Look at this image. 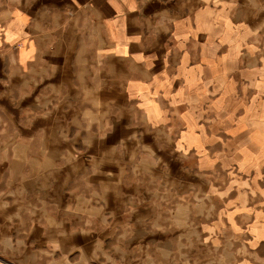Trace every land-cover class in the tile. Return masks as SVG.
<instances>
[{"label": "crops", "instance_id": "0c3cea01", "mask_svg": "<svg viewBox=\"0 0 264 264\" xmlns=\"http://www.w3.org/2000/svg\"><path fill=\"white\" fill-rule=\"evenodd\" d=\"M43 2L49 0H0V128L19 133L35 124L36 136L21 138L37 146L40 125L51 129L57 121L90 143L110 137L109 158L126 152L142 176L163 187L151 200L144 198L147 188L121 193L117 173L110 191L65 197L82 220L141 223L148 217L136 212L146 207L156 213L159 204L219 197L215 214L222 221L216 216L217 225L203 222L200 229L249 247L232 254L237 264H257L255 251L264 248V0ZM120 119L124 126L113 136L109 125ZM117 137L123 138L113 144ZM153 145L172 161L158 176ZM16 154L24 158L26 147L17 145ZM0 169V192L10 193L0 209L15 217L17 201L35 204L41 193L26 195L9 183L8 165ZM121 195L134 202L131 215ZM114 200L124 209L115 215ZM41 207L48 223L71 225L61 204L42 201L38 213ZM13 223L0 231L3 245L24 238L16 236L20 220ZM228 226L235 242L222 232ZM33 227L47 231L34 223L21 230ZM102 229L93 230L96 242ZM27 240L39 249L32 264L56 260L41 258L46 244Z\"/></svg>", "mask_w": 264, "mask_h": 264}, {"label": "clouds", "instance_id": "9594fccd", "mask_svg": "<svg viewBox=\"0 0 264 264\" xmlns=\"http://www.w3.org/2000/svg\"><path fill=\"white\" fill-rule=\"evenodd\" d=\"M58 0H49L43 2V6H52ZM119 99L118 97H115ZM47 115V114H46ZM41 117H37L40 119ZM2 124V121H0ZM113 128L112 135H115V128H123L124 121L120 119ZM44 129L41 134V142L36 145L35 140L25 141L21 138V134L28 137H35L38 128L35 124L30 129H21L20 132L0 128V146H6V150H0V166L8 165L9 183L16 182L21 191L26 195H33L40 192L41 195L36 198V203L20 201L16 202V207L20 209L15 214V217L9 215L0 209V219L5 221L0 224V231L7 228L9 225L15 227L13 223L15 219L20 220V227H17L16 236L24 237L19 241L17 246L10 250L0 251V264H32L34 258L37 257L39 249L35 245H30L27 238L31 236L43 248L47 245V251L42 254V257H52L55 253L60 252L58 260H49L48 264H69L68 257L63 253L71 251L73 248L89 251L91 246L96 242V237L92 234L93 230L100 228H109L107 222L97 224V218L94 215H88L85 219H81L75 204H69L65 197L75 200L77 196H82L85 192H90L93 188H98L100 192L110 191V185L115 179L116 174L120 173L119 189L121 193L125 188L139 191L147 188L145 200H151L153 193L161 191L163 184L154 185L151 177L142 176L136 170V162L127 161V153L122 152L114 158H109L106 153L111 149L112 144L108 141L110 137H104L102 140L97 139L94 142H88L87 138H82L80 132L74 136H70L68 130L59 121L49 129L46 124L40 125ZM102 131V130H101ZM147 133H145L146 135ZM98 138L100 133L95 134ZM123 137H117L112 143H119ZM135 139V138H134ZM148 141L145 140L144 143ZM23 145L26 147L28 155L20 158L16 154V146ZM163 147V146H161ZM156 150V164L154 175H160L161 169L165 164L171 167L172 161L168 159L167 152H161L153 145ZM2 170V169H0ZM101 177V180L96 179ZM73 181L76 186L73 187ZM0 182L2 178H0ZM8 192H0V199L6 198ZM120 200L127 201L129 215L132 214L134 202L129 201L124 195H121ZM42 201H50L53 204H61L64 207L65 215L73 216L71 225H52L48 223L47 214L44 208L41 207L38 213L37 207ZM114 206L109 210L115 215L117 210L123 211L120 202L114 200ZM21 212L27 216V221L21 217ZM153 208L146 207L143 211H137V216L148 217L147 223L132 224L129 221L121 227L125 232H134L136 235L130 238V243H135V240L144 235L145 238L149 235L147 228L149 225L155 229L156 224L151 222ZM163 221V218H160ZM36 224L46 228V233L41 234L38 228L33 227L30 230H24L23 225ZM160 231H165L160 227ZM105 236L108 233L104 234ZM152 240L157 239L155 232L152 234ZM78 241H83L79 243ZM119 249V245H114L113 249L106 254L112 255V252ZM99 264V262H95Z\"/></svg>", "mask_w": 264, "mask_h": 264}, {"label": "rangeland", "instance_id": "374dc122", "mask_svg": "<svg viewBox=\"0 0 264 264\" xmlns=\"http://www.w3.org/2000/svg\"><path fill=\"white\" fill-rule=\"evenodd\" d=\"M220 200L219 197L204 200L201 196L194 199V203L187 205L183 201L175 207L173 202L160 207L158 212L152 213L151 222L156 224L153 229L150 225L147 228L149 235L145 238L140 235L135 243H130V238L136 234L134 232H125L122 222L109 221L112 225L109 228H103L100 231V240L94 243L89 251L77 249L69 254V264H237L233 253L245 254L249 252V247L235 242L228 226L224 236L233 240L235 244L222 242L219 239V232L213 237L200 229L198 224L217 225V211ZM159 203V200H158ZM217 216V218H216ZM163 218L161 221L160 218ZM148 220L144 223H147ZM218 221L222 220L218 218ZM132 224H139L138 221ZM165 231H160V227ZM157 235L156 240H152V233ZM108 233L107 236L104 234ZM114 245H119V249L112 252L111 256L106 255ZM16 246V245H15ZM14 245H3L0 240V251L10 250ZM260 257H257V264H264V248L255 251ZM56 260L60 254H54ZM38 264V260L35 262Z\"/></svg>", "mask_w": 264, "mask_h": 264}]
</instances>
